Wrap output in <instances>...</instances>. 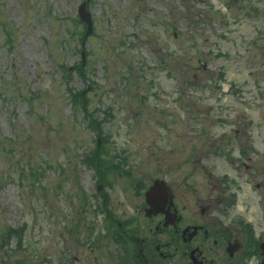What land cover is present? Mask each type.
<instances>
[{"label":"rangeland","instance_id":"rangeland-1","mask_svg":"<svg viewBox=\"0 0 264 264\" xmlns=\"http://www.w3.org/2000/svg\"><path fill=\"white\" fill-rule=\"evenodd\" d=\"M0 179V264H150L154 179L264 240V0H0Z\"/></svg>","mask_w":264,"mask_h":264},{"label":"flooded vegetation","instance_id":"flooded-vegetation-1","mask_svg":"<svg viewBox=\"0 0 264 264\" xmlns=\"http://www.w3.org/2000/svg\"><path fill=\"white\" fill-rule=\"evenodd\" d=\"M197 203L198 210L186 211L173 194L171 202L167 200L157 211L151 208L149 212L144 201L140 208L150 222V233L136 239L142 242L138 252L145 263L264 264L260 236L240 227L233 233L232 224H222L213 215L209 201L198 198Z\"/></svg>","mask_w":264,"mask_h":264},{"label":"water","instance_id":"water-1","mask_svg":"<svg viewBox=\"0 0 264 264\" xmlns=\"http://www.w3.org/2000/svg\"><path fill=\"white\" fill-rule=\"evenodd\" d=\"M77 14L79 18L85 23L86 31L84 37L91 32L92 20L90 12L86 9V2H81L77 7ZM172 194L169 187L163 180L155 179L145 192V200L152 208V211H157V207L164 204L167 200L171 202ZM151 208L149 212H151ZM148 212V213H149Z\"/></svg>","mask_w":264,"mask_h":264},{"label":"trees","instance_id":"trees-1","mask_svg":"<svg viewBox=\"0 0 264 264\" xmlns=\"http://www.w3.org/2000/svg\"><path fill=\"white\" fill-rule=\"evenodd\" d=\"M77 73L82 74V72H80V70H78ZM77 97H78L77 94H75V96L74 95L70 96V98L74 101V103H76ZM84 103H85L84 101H81L80 106H83ZM82 110L84 111L85 109L83 108ZM89 118L93 123H95L94 118L87 115V119H89ZM91 159L93 161L92 162L93 166L96 167V164L94 163V161L97 160L96 155H93ZM0 182H1V179H0ZM22 232H23V226L22 225L17 226V227L8 226L6 228V230L0 234V250H1V247H4V248H2V251H6L7 248H5V247H8L7 245H8L10 240L15 241L14 246H15V248H17L19 243H20V238L22 237Z\"/></svg>","mask_w":264,"mask_h":264}]
</instances>
